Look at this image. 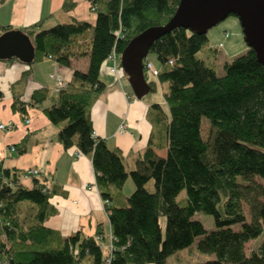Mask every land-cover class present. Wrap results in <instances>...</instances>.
Segmentation results:
<instances>
[{
	"label": "trees",
	"instance_id": "1",
	"mask_svg": "<svg viewBox=\"0 0 264 264\" xmlns=\"http://www.w3.org/2000/svg\"><path fill=\"white\" fill-rule=\"evenodd\" d=\"M89 1L96 12L94 24L73 19L45 29L37 21L20 30L35 47L34 58L24 63L28 66L48 56L67 67L72 57L89 58L88 68L74 69L70 83L60 89L59 101L45 113L58 126L57 137L65 147L75 146L91 156L104 199L120 197L128 177L134 181L125 204L107 205L116 237L111 264H167L168 257L196 238L199 251L212 256L192 264H264V241L251 253L246 250L249 241L264 235V185L258 181L264 179V64L255 50L249 48L226 62L225 73L219 75L198 56L209 43L208 32L180 26L157 39L150 52L161 67L150 83L151 90L159 82L168 83V110L154 105L166 137L158 146L151 139L129 171L120 150L93 132L92 108L106 86L100 69L134 35L165 24L179 0ZM75 5L65 0L62 8ZM12 28L2 26L1 33ZM1 60L21 61L15 55ZM46 98L45 89L35 91L29 102L16 96L12 109L27 118L28 106ZM204 120L209 124L206 137ZM28 143L29 134L15 145L16 151L26 152ZM155 147L166 148V154L159 155ZM22 177L21 170L5 166L0 157V264H86L87 257L89 264H104L107 251L96 235L77 231L65 238L45 224L56 211L51 190H45V176L33 177L31 186ZM183 189L187 194L180 200ZM245 202L251 206L250 220ZM197 212L212 215L215 229H206ZM162 215L167 221L164 230Z\"/></svg>",
	"mask_w": 264,
	"mask_h": 264
},
{
	"label": "crops",
	"instance_id": "2",
	"mask_svg": "<svg viewBox=\"0 0 264 264\" xmlns=\"http://www.w3.org/2000/svg\"><path fill=\"white\" fill-rule=\"evenodd\" d=\"M64 1L0 0V33L3 31L2 26L11 25L21 29L37 21H42L45 29L73 19L95 23L96 12L91 9L89 0H74L76 5L71 10L62 8ZM153 56L154 60L150 57L148 59L155 67L160 68L157 55ZM114 62L113 58L108 57L100 69V79L106 86L92 108L93 132L96 137L106 140L109 147L120 150L125 167L131 171L149 147L151 139L155 146L164 143L165 127L154 105L162 104L165 111L168 108L164 100L163 83L159 82L157 86H160L162 91L160 98L151 99L147 95L138 98L132 90L127 74L117 80L115 74L110 71ZM120 62L121 60L118 64H121ZM88 66V57H72L69 67L49 56L32 66L19 60H0V123L14 124L9 129L0 127V157L5 166L16 167L21 171L36 167L43 175L49 177L50 203L55 206L56 211L46 218L47 226L58 229L65 238L77 231L92 236L100 231L107 239L112 231L107 208L126 203L125 198L129 197L135 188L133 179L128 177L122 189L123 194L110 200L111 203L107 206L97 185L91 156L81 152V155H78L79 150L75 146L65 147L57 137L58 126L45 113V109L57 103L60 98V89L56 80L51 77L52 74L61 73L67 84L72 80L74 69L86 70ZM29 68L26 80H22L23 72ZM39 89L47 91V98L34 106L29 105L27 118L12 109L16 96L29 102L32 94ZM28 118L30 121L27 122ZM122 124L125 125L123 131L120 130ZM28 134L26 152L18 153L10 148L20 144ZM155 149L163 156L167 151L166 148ZM43 175L39 179L44 178ZM32 178L22 177V180L31 186ZM253 240L256 242L258 239ZM90 262L91 258L87 257L86 264Z\"/></svg>",
	"mask_w": 264,
	"mask_h": 264
},
{
	"label": "water",
	"instance_id": "3",
	"mask_svg": "<svg viewBox=\"0 0 264 264\" xmlns=\"http://www.w3.org/2000/svg\"><path fill=\"white\" fill-rule=\"evenodd\" d=\"M230 14L239 18L246 43L264 64V0H179L174 15L165 24L134 35L120 54L122 69L135 95L142 98L151 91L144 62L157 39L180 26L206 33ZM34 51L33 42L22 30L13 28L0 34V60L15 55L23 63L30 62Z\"/></svg>",
	"mask_w": 264,
	"mask_h": 264
},
{
	"label": "rangeland",
	"instance_id": "4",
	"mask_svg": "<svg viewBox=\"0 0 264 264\" xmlns=\"http://www.w3.org/2000/svg\"><path fill=\"white\" fill-rule=\"evenodd\" d=\"M90 7L93 11H95L94 7H92L91 5ZM226 33H229V36H226ZM208 34L210 36L209 43L207 44V46L199 50L198 56H200L208 66L210 65L215 66L217 69V73L219 75H222L225 73L224 64L226 62L232 61L233 58L239 55H242L244 52H246L250 48L248 43H246L242 24L239 21V18L234 14H230V16H228L227 18L219 21V24L209 29ZM220 41H223V44L225 45L219 46L218 44L220 43ZM120 54L117 53L116 55V60L118 61L120 60ZM153 55L154 54L150 52L147 57H150L154 60ZM123 76L124 75H121V77ZM127 79H128V76H127ZM153 79H155V77L151 75L149 76L148 80H153ZM163 87L164 89H167L168 83H163ZM161 94H162V91H160V86H159L157 87V89L151 90L146 95L148 98L157 99L161 97ZM208 128H209V124L207 121L204 120L203 132H204L205 137L207 136ZM26 170L22 171L23 174L24 172H26ZM44 181L47 182V185H48V181H50L49 177L46 176ZM258 181L264 185V179L259 178ZM133 187H135L134 181H133ZM150 187L151 189L153 188L152 185L149 184V188ZM186 194H187L186 189H183V191L178 195V199L184 200V197L186 196ZM244 207L246 209L247 217L250 220L252 218L251 217V206H249L248 203L245 202ZM195 216L203 222L206 229H209V230L215 229L216 227L215 219H213L212 215L207 214V213L205 214L204 212H197ZM160 221H161L162 228L164 230L166 227V223H167L165 215H162L160 217ZM257 239L258 240L256 242L255 240L252 239L246 244V250L249 253H251V251H253L255 247L258 248L262 244V242L264 241V235H261ZM198 240L199 238H196L195 243H193L191 246H188L184 249H180L176 251L175 254L168 257L167 264H192L197 261H205L208 258H210L212 256L211 253L209 252L204 253V252L199 251L198 249L199 241Z\"/></svg>",
	"mask_w": 264,
	"mask_h": 264
},
{
	"label": "built area",
	"instance_id": "5",
	"mask_svg": "<svg viewBox=\"0 0 264 264\" xmlns=\"http://www.w3.org/2000/svg\"><path fill=\"white\" fill-rule=\"evenodd\" d=\"M226 36H229V33H226ZM219 46H223V42H220L218 44ZM116 52H113L112 55H110L109 57L115 61L114 64H112V66L110 67V71L112 73L115 74L116 79H120L121 75H124L125 71L122 69L121 64H118V60H116ZM171 63H174V59L170 60ZM144 69H145V75L147 77V79H149V76H153L156 77L159 74V69L157 67H155L152 63V61H150L148 58L145 59L144 62ZM52 77L55 78L56 80V84L58 89H61L64 85H66L65 83V78L63 77V75L61 73H53ZM30 121V119H27V122ZM14 126V124L12 122L9 123H1L0 127L1 128H12ZM125 129V125H121V131H123ZM12 150H15V146H11L10 147ZM78 155H81L80 151L77 152ZM41 175H43V172H41V170L39 168L36 167H31L30 169L26 170V172H24L23 177L26 178H30V177H41ZM46 177V175H43ZM46 191H50V187L47 185L45 187ZM104 202L106 205H108V203H110L109 199H104ZM107 212H108V208H107ZM96 240L97 242H99L100 245H102L103 248L106 249L107 251V259L105 261L104 264H111L112 259H113V251L116 249V245L114 244V241H116V237L115 235L111 232H109V236L107 239L104 238V236L101 233L96 234Z\"/></svg>",
	"mask_w": 264,
	"mask_h": 264
}]
</instances>
